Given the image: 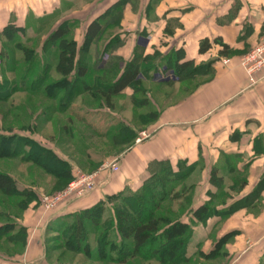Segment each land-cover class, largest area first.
Here are the masks:
<instances>
[{"label":"crops","instance_id":"0c3cea01","mask_svg":"<svg viewBox=\"0 0 264 264\" xmlns=\"http://www.w3.org/2000/svg\"><path fill=\"white\" fill-rule=\"evenodd\" d=\"M117 1L0 0V32L8 23L22 27L27 34L34 32L42 36L35 48L40 51L46 36L59 22L74 19L68 37L79 48L88 23L101 17L107 6ZM29 20H49L47 25L51 26L32 28L27 26ZM114 35H119L121 43L113 47L112 53L123 61L131 59L135 45L141 44L143 54H172L180 60L192 59L195 65L210 61V71L169 80L157 77L159 71L152 72L156 67L160 72L172 73L165 70L164 60H158L148 69L149 78L140 74V83L149 96L145 112L156 114L143 122L150 136L132 143L98 133L97 141L101 139V144H93L92 155L87 153L80 164L71 160V171L79 166L92 171L112 158L117 159L118 170L101 172V183L68 206L45 210L30 207L31 202L27 207H18L19 213H14L13 219H5L15 226L0 237V264H77L76 261L104 264L105 258H98V251L95 253V247L91 248L96 242L97 250L93 233L96 227L90 221H86L89 254L64 247L60 229L68 215L90 207L106 195L124 189L136 190L163 166L182 173L178 185L186 191L178 200L184 197V208L177 211L181 212L180 219L193 221L185 250L186 258H193L190 264H264V71L258 74L261 79L251 84L239 65V57L264 35V0H127L117 30L102 45L91 44L87 52L104 47ZM204 37L210 40L219 37L230 46V53L219 56L218 43L199 53V42ZM224 57L228 59L226 63L221 59ZM85 62L88 70L83 80L90 84L88 76L98 74L95 56L94 60L88 58ZM56 63L57 59L45 61L42 68L49 67L50 72L61 76ZM119 67H123V62ZM33 78L42 79V83L46 79L40 75ZM155 87L169 88L167 93L162 92L161 100L157 98L159 95H154ZM82 93L98 96L88 90ZM60 94L63 93L53 98ZM133 95V89L125 87L115 97L131 99ZM112 110L99 106L89 111L105 114ZM112 113L119 120L118 131L124 126L134 131L126 110ZM78 114L83 122V115ZM88 125L96 132H103ZM106 146L114 150L107 154ZM213 169L215 177L221 178L219 184L211 181ZM5 172L16 182L13 173ZM201 204H208L218 212L204 222L197 221L193 211ZM228 207L234 208L221 215L222 209ZM19 226L25 228L21 238L16 233Z\"/></svg>","mask_w":264,"mask_h":264},{"label":"rangeland","instance_id":"374dc122","mask_svg":"<svg viewBox=\"0 0 264 264\" xmlns=\"http://www.w3.org/2000/svg\"><path fill=\"white\" fill-rule=\"evenodd\" d=\"M111 6L113 4L108 5L105 9V11H108L104 15V18L101 19L102 22L109 20L113 22L115 16H112L110 13L112 12ZM48 21L29 20L27 26H31L32 28H47L51 26V24L47 25ZM63 22H68L71 25L75 20L69 19L59 23ZM47 29L45 30L46 32ZM116 30V25H108L105 32L98 39V44L102 45L109 35ZM41 37L40 35H34V32L27 34V32L22 30L17 32L13 38L4 37L0 40V171L13 173L20 189L27 188L33 190V199L30 201L32 205L30 207H41L40 196L42 193L48 194L63 189L70 179L64 180L62 177L70 174L72 178L75 172L84 171L79 166L77 170L72 172L71 160L80 164L87 153L92 155V152L95 150L93 144H101V139L97 141L96 136L98 133L100 136L104 134L113 140L117 138L114 136L117 134L120 124L117 123L119 120L112 113L113 110L116 112H121V110L127 111L126 114L132 121L135 129L126 134L135 133L136 137L141 130L145 129L143 128V122L147 119L145 106L149 103L148 91L142 83L133 90L134 95L131 99L123 96L112 97V107L104 104L99 96L93 98L82 93L85 90L83 82L75 81L73 74L70 75L71 80L74 79L75 81L72 87L68 83H65L61 87L57 86L53 88L50 86L46 89L45 85L47 83L52 84L59 80L61 76L50 72L49 67L46 69L42 68V64L45 61L50 62L57 59V52H54L55 47L46 43L42 46V50L36 51L35 48L41 41ZM106 56V53L103 54L104 59ZM78 58L82 62L87 61L88 58L94 60V52H80L78 53ZM156 71L157 73L159 71L157 77L164 76L170 78L169 80H174L173 74L165 76L167 72H160V68L153 67L152 72ZM44 72H46V79L43 83L42 79L33 78L37 75L41 76ZM95 76L94 73H91L88 76V80L91 83L94 82ZM145 76L149 78L150 75L146 74ZM155 88L157 90L154 89L156 93L154 95H159L157 98L160 100L162 92L166 91L167 93L169 89ZM48 92H51V94H48ZM60 92L63 94L54 99L53 96ZM65 92H70V94L66 95ZM45 96L53 99L45 98ZM99 106L105 107L107 111L108 109L113 110L105 114H93V112L89 111ZM78 113L83 115V122L78 119ZM123 114L125 113L123 112ZM99 119L102 121L98 124ZM103 121L105 125H102ZM89 123L93 128L102 130L103 132L100 133L92 130L88 125ZM8 136H14L10 148L7 147L9 145L8 140H5V137ZM134 138L132 143H134ZM28 141H33L43 146L49 152L39 151L35 145L29 146L31 144H25ZM89 144H91L90 147H88ZM30 150L31 153L29 152ZM112 150H114L112 147H105L107 154ZM13 152L16 153L13 154ZM57 158L61 161H58ZM57 172L61 175L60 179L55 175ZM172 184L169 183L168 185L171 187ZM173 188L174 190L170 191V197H173L174 191L177 195L173 199H165L163 201L159 199V208L156 211L157 215H165L170 219L180 216L181 212L177 210L178 208H184V197L178 200L179 197L183 196L181 195L182 188L178 184H174ZM27 196L22 197L20 195H5L0 193V223L5 222V219H13V214L19 213V203L24 201ZM115 201L118 200L110 201L107 204L104 217L108 218L111 215ZM67 219L71 220L70 217H67ZM165 223L166 221H163L161 224L164 225ZM101 231L95 230L93 232L94 236L98 237ZM107 236L118 244L119 239L112 230L107 232ZM89 242L93 243V240H89ZM94 247V252L96 253V242L91 245V248ZM117 253V250H108L103 263L117 264L116 261L114 262L112 258L108 257L109 255L116 256ZM80 257L85 259L82 254ZM191 259L181 261L178 264H190L193 262ZM200 261L203 262L202 259ZM89 262L92 263V261ZM76 263L79 264L78 261ZM120 264L160 263L156 260H145L140 256H135Z\"/></svg>","mask_w":264,"mask_h":264},{"label":"trees","instance_id":"16d2710c","mask_svg":"<svg viewBox=\"0 0 264 264\" xmlns=\"http://www.w3.org/2000/svg\"><path fill=\"white\" fill-rule=\"evenodd\" d=\"M124 0H119L113 6L111 15L115 16L112 21L102 22V18L107 13L105 11L101 17L91 20L85 29V37L82 45L78 48L76 41L68 37L71 32V25L68 22L58 24L47 36L45 43L55 47L54 52H57L56 70L61 75V78L54 83H47L45 88L61 87L68 83L72 87L75 81L83 82L85 90L90 91L94 95L101 97L107 106L112 107L111 98L119 94L125 87H131L133 90L140 85L139 75H146L150 66L154 65L158 60H164L165 70H171L173 78L181 79L183 77L194 74H207L210 71V61L195 65L192 59L180 60L179 57L168 54H143V45L136 44L133 57L127 61H123L121 57L112 53V49L117 44L121 43L119 35H114L106 43L104 47L97 49L94 52L95 69L97 70L94 82L86 83L83 77L87 73V65L85 61H81L77 54L87 52L91 44L98 43V39L105 32L106 27L112 24L119 26L121 11ZM113 8V9H112ZM109 13V14H110ZM115 14V15H114ZM22 27L13 23H8L1 30L0 35L5 38H13L15 33L22 31ZM213 43L220 45L218 55L227 56L230 53V46L223 43L219 37L209 39L204 37L200 40L198 52L204 53L211 48ZM18 45V43H17ZM107 54L103 58V54ZM123 62V67H119V63ZM47 71V70H46ZM71 72H74V79L71 80ZM46 72L40 77L44 78ZM73 74V73H72ZM51 94V92H48ZM66 94H70L66 92ZM147 118L156 116L154 112H148ZM128 131V132H127ZM132 130L127 127H121L114 137L120 140L131 142L135 137V133L126 134ZM14 136L5 137L8 140V148L12 144ZM25 144L35 145L39 151H48L43 146L28 141ZM31 153V150L29 151ZM16 152H13V154ZM58 161H61L57 158ZM69 173V172H68ZM60 179L61 175L55 173ZM182 173L179 170H173L171 167L163 166L160 171L154 173L145 180L136 190L124 189L116 193L106 195L90 207L81 209L80 211L71 213L70 217L65 222L63 228L60 229V237L63 245L67 250L73 252H83L89 254L90 244L88 243L89 230L86 226V221H90L96 230H102L97 240L98 258L102 259L107 256L108 250H117V255H109L112 260L125 261L135 256H140L145 260H156L160 264H178L181 261H187L185 250L187 241L191 235L192 222L184 221L180 217L170 219L168 216L156 214L158 210V200L173 199L170 197V191L174 190V184H179ZM65 179H71V175L67 174ZM211 181L219 184L220 177H215V170L211 171ZM172 184L170 187L168 184ZM185 188L181 189V195H184ZM0 193L5 195H20L27 198L19 203L20 207H27L33 199V190L23 188L20 189L15 180L6 172L0 171ZM187 200L189 196L186 197ZM115 201L111 215L106 218L104 213L106 206L110 201ZM234 207L222 209L221 215L228 214ZM217 209L209 207L208 204L197 206L193 215L197 221L204 222ZM166 221L164 225L161 223ZM13 222H3L0 224V237L5 233L10 232L14 228ZM112 230L119 242L118 244L110 240L107 232ZM17 236L20 238L25 234V228L19 226Z\"/></svg>","mask_w":264,"mask_h":264},{"label":"built area","instance_id":"2783aa9c","mask_svg":"<svg viewBox=\"0 0 264 264\" xmlns=\"http://www.w3.org/2000/svg\"><path fill=\"white\" fill-rule=\"evenodd\" d=\"M223 63L227 58H221ZM239 65L245 71L249 83H255L261 79L258 74L264 71V35L260 37L255 45L239 57ZM172 73H166L165 76H171ZM263 76V75H262ZM150 131L143 129L134 138V143H139L149 137ZM118 170V161L116 158L104 161L101 165L92 171H77L68 181L66 186L53 193H42L40 196V205L45 210H51L59 206H68L73 201L83 197L99 183H101V172H114Z\"/></svg>","mask_w":264,"mask_h":264}]
</instances>
